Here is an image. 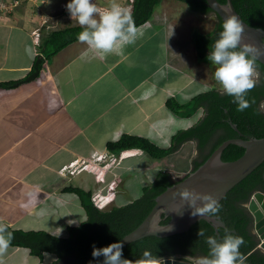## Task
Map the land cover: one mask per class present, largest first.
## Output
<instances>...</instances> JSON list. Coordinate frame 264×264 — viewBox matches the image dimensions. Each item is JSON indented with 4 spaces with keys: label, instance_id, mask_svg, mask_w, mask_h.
Listing matches in <instances>:
<instances>
[{
    "label": "crops",
    "instance_id": "1",
    "mask_svg": "<svg viewBox=\"0 0 264 264\" xmlns=\"http://www.w3.org/2000/svg\"><path fill=\"white\" fill-rule=\"evenodd\" d=\"M19 1L15 9L6 6L8 12L0 11V83L25 78L37 56L43 65L37 79L12 89L0 88V221L14 231L64 235L67 226H78L83 222L80 218L87 219L80 198L66 189L90 192L94 181L91 176L65 178L60 169L91 150H106L108 143L124 134L169 147L175 133L168 128L178 118L170 115L166 103L170 98L178 101L175 94L184 96L190 86L197 85V78L187 76L184 84L178 76L182 73L179 66H173L178 77L167 74L169 30L164 24H154L158 13L138 28L142 35L121 52L102 57L87 44L75 42L49 62L40 50L48 35L36 44L34 35L39 28L26 22L29 12L20 10L23 16L17 12L35 1ZM108 1L104 0L105 7L112 0ZM115 1L129 9L128 0ZM187 144L193 145L194 158L195 145L188 142L182 149ZM138 158L125 163L140 175L126 182L122 198L131 181L152 166L138 164ZM66 218L65 230L50 228L53 221L55 226ZM2 259L3 264H45L23 247L10 246Z\"/></svg>",
    "mask_w": 264,
    "mask_h": 264
},
{
    "label": "trees",
    "instance_id": "2",
    "mask_svg": "<svg viewBox=\"0 0 264 264\" xmlns=\"http://www.w3.org/2000/svg\"><path fill=\"white\" fill-rule=\"evenodd\" d=\"M19 1V0H18ZM27 1V0H26ZM165 0H134L133 16L137 28L151 21L155 10ZM184 3L187 8L202 16L213 14L215 27L206 34L193 33L192 42L197 58L200 60L208 56L214 41L222 31L223 20L207 5V0H174ZM226 4L227 0H218ZM232 3L248 25L264 30V0H232ZM20 4V1H19ZM83 31L80 25L61 27L46 36L41 45L45 58H53L69 45L79 42L77 35ZM42 58L37 56L32 70L19 81L0 83V88L12 89L18 85L37 79L42 71ZM260 73L259 83L248 94L251 106L243 111L237 110L233 98L219 89H212L193 97L186 103H179L176 99H168L166 106L172 114L184 119H190L201 113L202 117L192 127L178 131L167 148L159 147L150 140L124 134L117 141L110 142L107 150L119 154L124 150H139L155 160L167 157L181 150L188 142L195 144L196 154L192 160L191 172L196 171L225 141L235 138H264V65L256 61ZM236 125L238 130L232 127ZM245 150L237 145H229L223 152L222 160L232 162L241 158ZM190 172V173H191ZM187 176V175H186ZM185 176V177H186ZM185 177L176 179L169 171H160L152 182L143 188L142 194L136 200L121 206H113L106 211L98 210L91 201V192L68 187L69 193L77 195L87 219L79 226H67L66 235H52L44 231H12L15 239L10 246L23 247L41 260L45 254H52L55 261L50 264H96L92 257L93 244L97 248L106 247L111 243L121 241L126 235L134 231L151 213L156 205V198L169 187L181 182ZM264 193V164L259 166L242 182L236 185L219 203L221 208L218 217L225 222L224 228H219V234L206 222L201 220L193 225L188 232L174 236L160 238L145 237L123 247V256L129 260L140 257L142 252L150 250L157 257L163 259L174 258L193 263L195 258L207 256L209 246L208 236L222 238L225 228L244 238L240 252L247 259L245 264H264V253L258 249V240L252 232V216L247 204L254 193ZM170 217H164L161 225L169 223ZM204 230V235L197 236L198 229ZM102 260V258H101Z\"/></svg>",
    "mask_w": 264,
    "mask_h": 264
},
{
    "label": "clouds",
    "instance_id": "3",
    "mask_svg": "<svg viewBox=\"0 0 264 264\" xmlns=\"http://www.w3.org/2000/svg\"><path fill=\"white\" fill-rule=\"evenodd\" d=\"M66 9L83 29L77 35L78 41L87 44L102 57L121 52L125 46L134 44L142 35L132 14L115 0L103 12L93 0H70ZM243 31L241 21L236 16H228L207 56L210 63L216 66L215 80L222 86L223 92L233 98L232 102L237 105L238 111L249 108L255 102L249 101L247 94L259 83L260 75L256 61L261 53L255 45L242 42ZM178 195L192 209V217L218 218L221 206L211 194L184 188ZM177 214L183 215V212ZM203 235L204 230L199 228L197 236ZM14 239L9 225L0 221V264H3L2 258ZM206 243L209 246L208 255L195 258L194 264H245L247 257L240 252L244 238L229 229L225 228L222 238L208 236ZM123 247L124 243L120 241L101 248L93 244L92 257L96 264H164L163 258L147 249L138 259H126L123 256Z\"/></svg>",
    "mask_w": 264,
    "mask_h": 264
},
{
    "label": "rangeland",
    "instance_id": "4",
    "mask_svg": "<svg viewBox=\"0 0 264 264\" xmlns=\"http://www.w3.org/2000/svg\"><path fill=\"white\" fill-rule=\"evenodd\" d=\"M15 1L16 0H7V2H4L0 0V4H2L0 11L3 9L7 10V7L9 10L10 8L15 9ZM28 1L29 0L26 2ZM33 1L35 2H31L30 6H21L19 9H17V12H19L20 16H23V13H21L20 10H22V12L24 10L26 13L29 12L30 15L26 16V22L31 23V25H33L35 28H39V31L36 30L35 32L37 33L34 35L36 44L40 45L42 42V37L49 35L53 31L61 29V27L79 25L76 19L72 18L69 12L65 10L66 7L63 6L64 4L70 2V0H41L43 3H39V0ZM105 1L109 3L108 0ZM93 2L97 5L101 12L105 10L104 8L108 7L104 6V0H93ZM115 2L119 4V2ZM128 2L130 4L129 0ZM6 12H8V10ZM157 13L159 16H156ZM155 16L156 20L154 21L156 22H154V24H164L165 28H168L169 30L170 62L167 74L176 77L178 73L175 69H173V66H179L182 73L178 76L180 79H183L184 84L188 80L187 76L189 78H197V80L195 79L197 85L194 83L192 86H190L189 89L184 92V96L175 94L178 101L187 102L189 99L212 89H219L223 91L222 86L214 78V70L216 66L210 63V61L207 59V56L203 60L198 59L194 50V43L192 42L193 33L206 34L213 30L215 27L214 15L211 14L208 16H202L195 14L191 12L184 3L174 0H165L155 10L154 17ZM37 34H39V37ZM163 57L164 56L162 55V58ZM49 62H51V58H49ZM198 81H201L202 83H199ZM170 115L173 117L175 116L171 113ZM201 116V113L194 115L190 119H184L176 116L178 118L176 119V125L169 126V132L171 133V131H174L176 134L180 130L188 129L197 123ZM192 151L193 145L187 144L177 153L162 160L152 159L147 154L143 153L137 155L135 158L141 156L138 158V160H136L138 164H145L149 162L152 166L147 168L148 172L146 174H142L135 181H131L128 188L129 192L126 198L118 199L117 202H115V206L130 203L140 197L145 185H148L150 182H152L160 171H169L173 173L176 179L185 177L187 173L184 172L189 169L188 172L190 173V168L192 166ZM65 221H67V218L61 220L59 223L55 222V226H53V221L50 228H55L54 231H56L58 228L60 230H65L67 226L64 224ZM79 221H86V217L80 218ZM50 228L44 227L46 231H48ZM53 229H50V231H53ZM64 235H66V231ZM54 257L55 256L52 254H46L44 257V263H49ZM37 259L40 261L39 258Z\"/></svg>",
    "mask_w": 264,
    "mask_h": 264
},
{
    "label": "water",
    "instance_id": "5",
    "mask_svg": "<svg viewBox=\"0 0 264 264\" xmlns=\"http://www.w3.org/2000/svg\"><path fill=\"white\" fill-rule=\"evenodd\" d=\"M207 5L221 17L223 22L228 16H236L241 21L244 26L242 42L256 46L261 53L257 61L264 65V30L254 28L244 22L236 11L232 0H227L226 4H221L218 0H207ZM231 125L235 130H238L236 125L232 123ZM229 145L243 148L244 155L236 161L224 162L222 155ZM262 164H264V138L246 140L235 138L225 141L196 171L188 173L185 179L159 195L156 198L155 207L147 218L120 242H123L125 247L145 237L166 238L182 234L188 232L193 225L201 220L211 224L219 234L218 229L224 228L225 222L219 217H192V209L186 205V202L181 201L178 193L184 188L195 189L201 193L211 194L220 203L236 185ZM246 206L252 216V228L258 240V249L264 253V193L261 191L254 193ZM182 212L183 215L177 214ZM163 216L170 217V222L161 225ZM163 261L164 264H192L174 258L163 259Z\"/></svg>",
    "mask_w": 264,
    "mask_h": 264
},
{
    "label": "built area",
    "instance_id": "6",
    "mask_svg": "<svg viewBox=\"0 0 264 264\" xmlns=\"http://www.w3.org/2000/svg\"><path fill=\"white\" fill-rule=\"evenodd\" d=\"M129 1L127 10L132 12L134 0ZM18 3L15 1L16 6ZM67 4L63 6L66 7ZM37 36L39 37V34ZM141 153L139 150H124L119 154L111 153L107 149L91 150L87 156L78 157L63 166L59 174L71 179L91 176L94 181V187L90 190L91 201L98 210L106 211L113 207L119 198L124 197L126 182L140 175L139 170L132 171L125 163Z\"/></svg>",
    "mask_w": 264,
    "mask_h": 264
},
{
    "label": "flooded vegetation",
    "instance_id": "7",
    "mask_svg": "<svg viewBox=\"0 0 264 264\" xmlns=\"http://www.w3.org/2000/svg\"><path fill=\"white\" fill-rule=\"evenodd\" d=\"M263 108H264V105H263ZM252 230V232H253V228L251 229ZM195 261V260H194ZM194 261H193V263L192 264H194Z\"/></svg>",
    "mask_w": 264,
    "mask_h": 264
}]
</instances>
